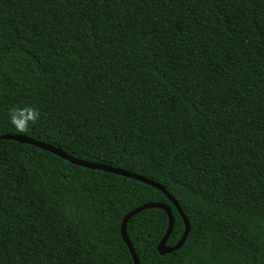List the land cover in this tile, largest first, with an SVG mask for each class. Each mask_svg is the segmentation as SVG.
Returning a JSON list of instances; mask_svg holds the SVG:
<instances>
[{
	"label": "trees",
	"instance_id": "1",
	"mask_svg": "<svg viewBox=\"0 0 264 264\" xmlns=\"http://www.w3.org/2000/svg\"><path fill=\"white\" fill-rule=\"evenodd\" d=\"M40 116L25 132L11 107ZM158 183L189 225L139 264H264V0H0V136ZM159 190L0 140V264H133Z\"/></svg>",
	"mask_w": 264,
	"mask_h": 264
},
{
	"label": "water",
	"instance_id": "2",
	"mask_svg": "<svg viewBox=\"0 0 264 264\" xmlns=\"http://www.w3.org/2000/svg\"><path fill=\"white\" fill-rule=\"evenodd\" d=\"M0 140L14 141L17 143L27 144V145L39 148L41 150L47 151V152L61 158L62 160L66 161L72 165L79 166L82 168H86L89 170H97V171H101V172H106V173L114 174V175H117V176H120L123 178L131 179V180H134L136 182H139V183H142L144 185L155 188V189L159 190L160 192H162L167 197V199L170 201L172 206L175 208V210L177 211L179 216L181 217L183 225H184L183 233L175 245L166 246V241L170 235L172 225H173V218H172V214H171L169 207H167L164 204H160V203H146V204H143L141 206L134 208L133 210L128 212L122 218L121 223H120V236H121L122 241L124 242V244L126 245V247L128 249V252L131 256L133 264H139V262H138L136 254L134 252V249H133L132 245L130 244V242L126 236V232H125L126 223L132 216H134L135 214H137L143 210L155 208V209H161L166 213L167 228H166L165 234L163 235V237L160 239V241L158 242V244L156 246V250H157L158 254H160V255L169 254L173 251L178 250L183 245V243L187 237V234L189 232L188 221L186 220V218H185L184 214L182 213L177 202L158 183L153 182L151 180H148V179H146L142 176H139L137 174L130 173V172H127V171L119 169V168H115L111 165L98 164V163L79 160L77 158H74V157L67 155L65 152L61 151L60 149H57V148L52 147L48 144H44L42 142L33 140V139H31L27 136H24V135L5 134V135L0 136Z\"/></svg>",
	"mask_w": 264,
	"mask_h": 264
},
{
	"label": "clouds",
	"instance_id": "3",
	"mask_svg": "<svg viewBox=\"0 0 264 264\" xmlns=\"http://www.w3.org/2000/svg\"><path fill=\"white\" fill-rule=\"evenodd\" d=\"M40 112L39 109L32 106H14L8 110V123L14 128L17 132H25L29 129L39 118Z\"/></svg>",
	"mask_w": 264,
	"mask_h": 264
}]
</instances>
